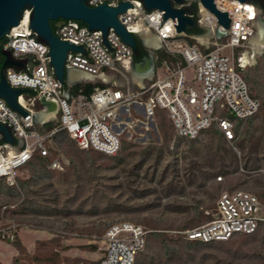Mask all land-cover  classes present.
Listing matches in <instances>:
<instances>
[{
  "label": "built area",
  "instance_id": "1",
  "mask_svg": "<svg viewBox=\"0 0 264 264\" xmlns=\"http://www.w3.org/2000/svg\"><path fill=\"white\" fill-rule=\"evenodd\" d=\"M124 2L134 8L120 14L119 21L144 42L148 55L141 60L113 28L106 35L110 48L102 31L79 21L63 22L55 26L54 34L85 53L68 52L67 78L62 83L50 64V48L39 40L30 22L27 27L21 22L3 40V50L25 61L23 70L12 67L4 72L12 88L26 90L18 103L29 117L0 98V123L11 128L17 140L15 145L7 143L0 133V181L14 186L20 170L36 156L49 159L51 170L64 171L69 160L54 144L60 133L81 151L116 156L125 135L138 126L148 129L160 116H166L178 138L193 141L216 130L232 143L239 125L258 115L262 104L246 79L250 63L245 65L243 56L264 55V50L256 53L253 41L259 28L264 31L259 21L264 20L261 6L215 0L217 10L231 19L226 30L201 0L174 2L178 9L194 7L189 16L198 25L195 31L179 33L172 18L164 21L165 11H147L142 0H87L90 7H116ZM218 32L226 34L219 37ZM142 60H149L151 66L140 68ZM42 98L55 103L56 110L49 112ZM41 112L45 115L39 123ZM223 180L220 177L218 182ZM262 227L264 199L235 189L221 192L208 221L179 235L190 242L224 243L253 236ZM149 234L132 222L112 224L102 236L98 264H136ZM18 235L16 226L0 228V244L11 246Z\"/></svg>",
  "mask_w": 264,
  "mask_h": 264
},
{
  "label": "rangeland",
  "instance_id": "2",
  "mask_svg": "<svg viewBox=\"0 0 264 264\" xmlns=\"http://www.w3.org/2000/svg\"><path fill=\"white\" fill-rule=\"evenodd\" d=\"M245 76L262 107L232 143L212 131L178 138L166 116L125 135L116 156L55 137L69 167L51 170L36 156L14 186L0 181V228L16 226L19 234L0 245L7 255L0 264H98L102 236L123 221L150 231L136 264H264V227L224 243L179 235L208 221L225 190L264 199V55L250 57Z\"/></svg>",
  "mask_w": 264,
  "mask_h": 264
},
{
  "label": "water",
  "instance_id": "3",
  "mask_svg": "<svg viewBox=\"0 0 264 264\" xmlns=\"http://www.w3.org/2000/svg\"><path fill=\"white\" fill-rule=\"evenodd\" d=\"M240 5L244 3H255V0H237ZM147 11L159 9L165 11V20L172 18L176 22L177 31L188 32L198 29L196 19L189 16L193 14L194 7L178 9L174 7V2L182 4L183 0H142ZM202 4L214 13L219 24L226 30L230 28L231 19L228 13H222L217 10L215 0H201ZM134 8L129 3H121L116 7L109 5H101L99 7H90L87 0H0V42L15 28L18 27L24 20L27 12L30 13V28L35 32L39 40L50 48L51 66L54 69L56 78L64 83L67 78L65 69L67 55L69 51L82 52L85 50L74 44L61 41L54 34L53 23L55 26L67 21H79L88 25L91 30L103 32L104 43L110 47L107 41V33L113 28L134 51L136 58H139L141 51L138 47V39L135 35L129 33L127 28L119 21V15L126 13L128 9ZM261 8L264 9V0L261 2ZM261 25L264 26V20L259 18ZM226 33H219L222 37ZM143 46H145L142 41ZM111 48V47H110ZM4 61L0 60V98L5 99L10 107L22 114L26 119L29 114L19 105L18 97L25 92L23 89H14L7 82L5 76L6 68H16L23 70L25 61L15 60L10 51L2 50ZM140 68L147 69L151 66L149 60H142ZM30 92V91H29ZM43 106L49 109V112L56 110V105L53 102L47 101L45 98L40 100ZM45 112H41L37 116V121L40 123ZM0 133L3 140L7 143L15 145L17 140L13 136L11 128L0 123Z\"/></svg>",
  "mask_w": 264,
  "mask_h": 264
},
{
  "label": "bare ground",
  "instance_id": "4",
  "mask_svg": "<svg viewBox=\"0 0 264 264\" xmlns=\"http://www.w3.org/2000/svg\"><path fill=\"white\" fill-rule=\"evenodd\" d=\"M29 22H30V12H27L26 15H25L24 20L22 21V26L23 27H27ZM259 29H260L259 33H258V35L256 36V38L253 41H254V44L257 47L256 48V53L261 54V52L264 50V31L261 28H259ZM150 45L157 46L154 43L150 44ZM243 63L245 65H248L250 63V58L248 56V53H246L243 56ZM21 102H24V100L21 99ZM48 118H50V117H48ZM0 245H3V244H0ZM6 256H7L6 253L0 251V257L1 258L4 259V258H6ZM7 264H9V263H7Z\"/></svg>",
  "mask_w": 264,
  "mask_h": 264
},
{
  "label": "trees",
  "instance_id": "5",
  "mask_svg": "<svg viewBox=\"0 0 264 264\" xmlns=\"http://www.w3.org/2000/svg\"><path fill=\"white\" fill-rule=\"evenodd\" d=\"M54 30H55V27L53 28ZM138 47H139V49L140 50H142V54L140 55V57H139V60H141L142 58H144V57H146L147 55H148V53L144 50V48H143V46H142V43L138 40ZM163 56H165V55H163ZM51 127H53L52 125H51ZM212 132H214V133H216V134H218L219 136H220V138L222 139V140H224V138L220 135V133L219 132H217L216 130H212ZM60 134H64V135H66L65 133H60ZM60 134H58V135H60ZM57 135V136H58ZM56 136V137H57ZM67 136V135H66ZM68 137V136H67ZM225 141V140H224ZM40 158V157H39ZM41 159H43V158H41Z\"/></svg>",
  "mask_w": 264,
  "mask_h": 264
},
{
  "label": "flooded vegetation",
  "instance_id": "6",
  "mask_svg": "<svg viewBox=\"0 0 264 264\" xmlns=\"http://www.w3.org/2000/svg\"><path fill=\"white\" fill-rule=\"evenodd\" d=\"M261 2H262V0H255V3L256 4H258L259 6H261ZM55 27V23H53V28ZM3 44H4V41H1L0 42V60L1 61H4V57H3V55H2V50H3ZM141 51V54H142V50H140Z\"/></svg>",
  "mask_w": 264,
  "mask_h": 264
}]
</instances>
